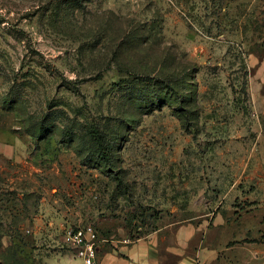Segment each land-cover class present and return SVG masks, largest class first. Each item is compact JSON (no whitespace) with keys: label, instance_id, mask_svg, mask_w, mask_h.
Returning <instances> with one entry per match:
<instances>
[{"label":"rangeland","instance_id":"obj_1","mask_svg":"<svg viewBox=\"0 0 264 264\" xmlns=\"http://www.w3.org/2000/svg\"><path fill=\"white\" fill-rule=\"evenodd\" d=\"M66 225L264 264V0H0V264Z\"/></svg>","mask_w":264,"mask_h":264},{"label":"crops","instance_id":"obj_2","mask_svg":"<svg viewBox=\"0 0 264 264\" xmlns=\"http://www.w3.org/2000/svg\"><path fill=\"white\" fill-rule=\"evenodd\" d=\"M232 252L227 251L222 258L216 249L202 247L185 255L182 248L164 246L158 234L150 233L127 243L114 242L110 246L100 243L95 264H231L239 258Z\"/></svg>","mask_w":264,"mask_h":264},{"label":"built area","instance_id":"obj_3","mask_svg":"<svg viewBox=\"0 0 264 264\" xmlns=\"http://www.w3.org/2000/svg\"><path fill=\"white\" fill-rule=\"evenodd\" d=\"M99 240L96 230L91 226L74 228L66 225L62 230L64 245L80 264H95ZM127 242H130L129 238L124 240V243Z\"/></svg>","mask_w":264,"mask_h":264},{"label":"trees","instance_id":"obj_4","mask_svg":"<svg viewBox=\"0 0 264 264\" xmlns=\"http://www.w3.org/2000/svg\"><path fill=\"white\" fill-rule=\"evenodd\" d=\"M89 135H90L91 139L93 140V142L95 143V145L100 150V152L102 153V159H104L106 161L109 160L107 148L103 144V141H102V138H101V135H100L98 129L95 127H90L89 128Z\"/></svg>","mask_w":264,"mask_h":264}]
</instances>
